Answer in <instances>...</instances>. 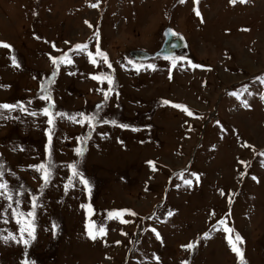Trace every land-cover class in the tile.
I'll return each mask as SVG.
<instances>
[{
	"label": "rangeland",
	"instance_id": "374dc122",
	"mask_svg": "<svg viewBox=\"0 0 264 264\" xmlns=\"http://www.w3.org/2000/svg\"><path fill=\"white\" fill-rule=\"evenodd\" d=\"M166 27L184 50L131 57L158 50ZM0 42L11 46H0V104L26 108H0V180L13 196L0 195V235L19 237L13 209L37 205L34 239H0V264H264V0H0ZM65 55L72 63H53ZM101 73L113 78L107 99ZM45 94L66 114L51 128ZM49 159L44 185L29 166ZM86 224L105 232L93 239Z\"/></svg>",
	"mask_w": 264,
	"mask_h": 264
},
{
	"label": "snow or ice",
	"instance_id": "6c2138e0",
	"mask_svg": "<svg viewBox=\"0 0 264 264\" xmlns=\"http://www.w3.org/2000/svg\"><path fill=\"white\" fill-rule=\"evenodd\" d=\"M181 2H183V0H181ZM93 6H95V5H93ZM197 15H199L198 11H197ZM0 46L9 47V48L11 47L10 45L4 44L3 42H0ZM75 47L77 49H87L86 44H77V45H75ZM95 54L97 56L103 58L104 63H108L107 54L105 52L101 51L98 47L96 49ZM92 55H93V53L89 51L88 56L91 58ZM173 59H179V58H173ZM52 60H53L54 64H58L59 61H63L65 63H69V64L72 63L71 59L66 58V55L60 56V57H53ZM12 62L14 65L16 64L15 57H12ZM92 63L95 64V63H97V61L95 59H93ZM148 67H155V66L154 65H148ZM55 74L56 73L53 72V76ZM93 78L97 79L99 81H102V82L104 80L107 81V83L109 85V90L104 92L105 99H107L109 91L112 90L113 78L111 76H106L103 73H101L100 75L94 76ZM257 79L261 80V82L264 83V77H258ZM233 94H235V93H233ZM42 99L49 102V106L42 108L41 111L47 117V123L51 128V126L54 125V115L64 117L66 114L61 113V112H57V113L53 114L52 112L49 111V108L52 107L50 94H45L42 97ZM164 103H170V102L165 100ZM245 105L247 106V102H245ZM176 107L183 108L185 106L176 105ZM0 108L9 109V110L19 108L21 111H26L24 103L20 102V101L14 103V104H8V103L0 104ZM185 110L187 111V109H185ZM188 114L192 115L191 112H189ZM31 115L35 116V115H37V113L32 112ZM77 117H79V119H77ZM68 118L71 120H75L78 123L87 122L90 127L94 126V122H101L95 114L87 115L85 113H77L75 116H69ZM105 122H107V121H105ZM110 122L112 124H116L115 120H112ZM120 127L128 128L129 125L121 124ZM133 130H136V129H133ZM47 135H48V144H46L45 149H46V152L48 153V155L50 157L51 156V142H52L51 130L47 131ZM76 151L78 154H82L83 149L78 147L76 149ZM262 155H264V153H262ZM149 163H151V162H149ZM241 163H245V162L242 161ZM29 167H32L41 173V178L44 181V185H46L47 182L50 180L51 175H52V168H53L52 160L49 159V160L41 162L39 164L30 165ZM67 167L72 170L73 176L79 177V181L81 184L84 185L85 189L89 190V181L75 169V166L70 164ZM2 176H3V172L0 171V177H2ZM185 183H190V181L186 180ZM44 185H42V187ZM68 187H69V184H66L65 188L67 189ZM0 195H6L7 199H9V200L13 199L12 194L9 192V186H8V182L6 180H0ZM31 199H32V207L30 210L25 212V211L13 209V212H12V216L16 220V223L18 225L19 237H17V235L15 233L9 232L7 234V236L0 235V239L4 240L5 242H7L8 240H13V241H16L17 243H23L25 246H27L30 243V241L32 239H34V228H35L34 220H35V209H36L37 205H36V197L33 196ZM16 203L19 204L20 201L17 200ZM9 207H11V205H9ZM81 207L86 208L89 212H91V205L90 204L89 205H81ZM129 211L130 210H128V209L113 210V211L109 212L108 215H109V217L120 216L123 212H129ZM134 214L135 213H133V215ZM169 215H171V213H169ZM221 223H223V221H221ZM93 224H94V222H93ZM55 227L56 226L53 225V232H55ZM86 228H88V235L93 239H95L97 233L100 235H103L105 232V229L103 226H100L97 231H94L93 226L88 225V224H86ZM224 230L226 232L231 231V229H229L227 226H225ZM153 231H155V230H153ZM207 235L208 234L205 233V236H207ZM236 240L237 241L241 240V237L238 234L236 235ZM229 243L232 244L231 239L229 240ZM187 247L191 248V247H193V245L188 244ZM233 251L237 253L238 257L241 256L240 249L238 247H236L234 244H233ZM22 264H34V262L29 260L27 257H25Z\"/></svg>",
	"mask_w": 264,
	"mask_h": 264
},
{
	"label": "water",
	"instance_id": "95a60500",
	"mask_svg": "<svg viewBox=\"0 0 264 264\" xmlns=\"http://www.w3.org/2000/svg\"><path fill=\"white\" fill-rule=\"evenodd\" d=\"M164 36V42L157 51L147 52L142 49H134L130 52L131 57L135 60H149L160 56H173L176 54V50H180L187 45L184 38L178 36L175 30L170 27L165 29Z\"/></svg>",
	"mask_w": 264,
	"mask_h": 264
}]
</instances>
